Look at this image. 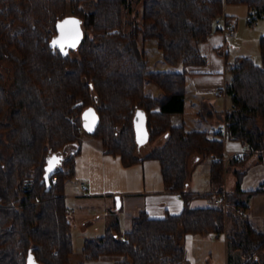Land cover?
<instances>
[{"label": "trees", "instance_id": "16d2710c", "mask_svg": "<svg viewBox=\"0 0 264 264\" xmlns=\"http://www.w3.org/2000/svg\"><path fill=\"white\" fill-rule=\"evenodd\" d=\"M230 4L247 5L250 24L264 19V0H0V55L15 63L11 83L0 72V264H72L66 187L75 176L80 150L63 156L49 182L46 167L50 157L80 144L83 134L99 138L104 152L119 157L125 167L158 160L166 190L179 193L184 203L180 214L165 218L142 212L125 234L115 216L103 236L85 241L87 259L188 264L181 238L200 234L226 235L229 252H241L242 264H264V230L253 226L248 204L239 197L251 156L230 159L226 169L225 139L171 121L185 112L189 68L207 63L201 45L222 33L217 21L235 27L226 13ZM69 18L79 20L84 31L78 57L70 54L74 42L63 48L60 37L59 24ZM18 23L23 30L15 37L9 31ZM141 40H156L165 61L184 69L152 71ZM14 49L20 60L12 56ZM260 49L262 64L239 58L226 87L233 104L225 117L226 134L251 154L264 153V36ZM148 83L163 95H149ZM88 108L100 117L94 134L83 127ZM138 111L145 114L149 141L165 139L142 159L137 155ZM195 154L210 160L216 188L225 184L230 170L237 176L224 203H215L218 192H189V163ZM199 198L211 205L193 207Z\"/></svg>", "mask_w": 264, "mask_h": 264}, {"label": "crops", "instance_id": "0c3cea01", "mask_svg": "<svg viewBox=\"0 0 264 264\" xmlns=\"http://www.w3.org/2000/svg\"><path fill=\"white\" fill-rule=\"evenodd\" d=\"M227 40L224 35L216 34L201 45V51L207 63L189 68L185 112L174 115L171 121L174 126L184 125L187 131H205L213 139H225L228 161L235 157L250 155V159L262 166L264 153L251 154L244 143L230 139L221 133V129L225 127L226 113L233 106L227 101L231 99L226 91L229 82L226 78L227 74H223L230 65L226 49ZM148 88L146 85L147 93ZM149 90L151 91L149 95L159 94L155 87H150ZM216 93L219 97L226 99L223 108L213 98V94ZM149 145V140L141 141L137 151L139 158H144L151 151L148 148ZM76 150L80 151L76 156L75 176L66 187V202L73 225L74 251L77 232L85 244L88 239L103 236L115 216L119 217L121 229L125 234L132 230L135 218L144 211L155 219L178 215L183 211L184 203L181 195L167 191L165 188L158 160L149 159L125 167L119 157L106 154L102 141L91 135H85L80 144H77ZM261 155L262 158H260ZM204 161L208 162L211 175L210 160L193 155L189 188L193 173ZM243 181V193L239 194V197L248 204L246 215L256 229L264 230V190L248 195L251 191L264 187L262 170L255 182ZM210 187L212 192L221 190L212 184L211 177ZM189 192L206 193L191 188ZM210 205L211 202L202 198L192 202L195 208ZM183 238L188 264H242L244 262L241 252H229L226 235L190 234ZM260 257L264 260V251ZM117 260L116 256H102L96 260L88 259L87 264H115Z\"/></svg>", "mask_w": 264, "mask_h": 264}, {"label": "rangeland", "instance_id": "374dc122", "mask_svg": "<svg viewBox=\"0 0 264 264\" xmlns=\"http://www.w3.org/2000/svg\"><path fill=\"white\" fill-rule=\"evenodd\" d=\"M226 13L234 18V25H235L234 27L235 35L234 36L226 35V33H223V32L221 33L222 35H224V37H227L228 39L226 49L228 51L227 55L229 57L230 65L228 66L226 73L224 72L223 74H227L226 78L228 79V82H230V80L232 79V74L230 72V69L239 58H251L255 63L262 64L260 43H261V38L264 36V19L258 20L254 24H250L249 23V8L245 4H230L228 5L226 9ZM126 16L129 17L130 15H128L125 12V18ZM8 23H9L8 25H11L12 24L11 20L10 22L8 21ZM22 30H23V24L18 23L14 27H11L9 32L12 31V35L17 37V34L20 33ZM83 33L84 31L82 30V35ZM82 35L78 37L77 41L74 42L70 50V54L73 57L79 56V53L77 51V46L81 41ZM140 47L146 49L147 59L149 62L150 69L152 71L168 72V71L184 69L182 65L176 68L165 61L162 51L158 48V43L156 40H148L146 42L141 40ZM12 53H13L12 56L14 58L19 59V60L21 59V56L16 49H14ZM14 70H15V63L11 61L9 56L0 55V72L3 73L4 77L8 80L9 83L12 82ZM147 86L149 87L148 88L149 94H151V91L149 90L150 87H153V88L155 87V89H158L159 91V94L155 96L160 97L163 95V91L159 87H157L155 84L148 83ZM213 96L216 102H219L218 103L219 106L223 108L226 102V99L219 97L217 93L213 94ZM227 101H228V104H232L231 99H228ZM84 136L85 134L82 135V138ZM164 142H165V139L163 137H160L155 142H150V145L148 146V148L151 149L152 151L154 148L163 144ZM77 144L78 143H74V144L67 146L65 149L61 151V153H59V155L63 154L65 159L69 158L73 154V151L77 149ZM192 158L189 163L191 170L193 167ZM223 162L227 169L228 160L224 159ZM243 170L246 171L244 180H247V182L249 183L250 182L253 183L259 178L261 170H262V175L264 176V164L261 166L257 164L256 162H254L253 159L249 160L248 164L245 166ZM210 177L211 175L209 174V170H208V162L204 161L201 163V165L197 167L196 171L193 173L190 188L195 189V190H200L206 193H212V188L210 187ZM237 180L238 179H237V176L234 174V171L230 170L227 173L225 184H222L221 186H219L221 190L218 191L219 193L218 197L224 194L227 199L228 191L235 190ZM243 184L244 183H242V187H243ZM190 188L188 187V190ZM205 200L207 202H211L209 199L205 198ZM212 236H215V235H212ZM184 242H185L184 238H181V243L184 244ZM84 245H85L84 240L79 236V233L77 232L75 235V251L72 256V264H81L83 262H86V263L88 262L87 256L83 251Z\"/></svg>", "mask_w": 264, "mask_h": 264}, {"label": "water", "instance_id": "95a60500", "mask_svg": "<svg viewBox=\"0 0 264 264\" xmlns=\"http://www.w3.org/2000/svg\"><path fill=\"white\" fill-rule=\"evenodd\" d=\"M61 38L63 39V48H67L69 42L77 41L78 37L82 35L81 23L77 19H65L59 24ZM83 127L89 134H94L100 123L99 114L94 108H88L82 115ZM135 126L137 128V138L139 144L143 140H149V132L146 126L145 114L138 111L135 117ZM63 162V157L54 155L49 158V163L46 167V178L49 182L50 177L55 173L57 167Z\"/></svg>", "mask_w": 264, "mask_h": 264}, {"label": "built area", "instance_id": "2783aa9c", "mask_svg": "<svg viewBox=\"0 0 264 264\" xmlns=\"http://www.w3.org/2000/svg\"><path fill=\"white\" fill-rule=\"evenodd\" d=\"M225 22H226V20H224V19L218 20L217 21V24H216L217 28L222 29V32L223 33H226V35L234 36L235 35V28L232 25L227 24ZM222 94L223 93H221V95ZM221 133L222 134L224 133L227 136V134H226V127H224V128L221 129ZM220 162H222V160H220ZM224 200H226V197L223 194V195H220V197L216 198L215 203L216 204H221V203H224L223 202Z\"/></svg>", "mask_w": 264, "mask_h": 264}]
</instances>
